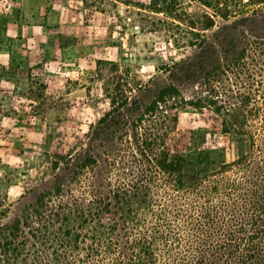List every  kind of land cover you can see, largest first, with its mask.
Masks as SVG:
<instances>
[{"label":"trees","instance_id":"1","mask_svg":"<svg viewBox=\"0 0 264 264\" xmlns=\"http://www.w3.org/2000/svg\"><path fill=\"white\" fill-rule=\"evenodd\" d=\"M192 1L212 13L152 3L193 38L174 39L192 54L171 69L200 81V98L174 82L133 84L128 68L99 61L105 109L88 147L66 154L52 189L0 223V264H264V0ZM218 18L234 21L208 37ZM228 73L237 87L219 86ZM186 107L211 109L228 144L209 148L208 133L194 131L174 150ZM6 203L0 194V220Z\"/></svg>","mask_w":264,"mask_h":264},{"label":"rangeland","instance_id":"2","mask_svg":"<svg viewBox=\"0 0 264 264\" xmlns=\"http://www.w3.org/2000/svg\"><path fill=\"white\" fill-rule=\"evenodd\" d=\"M178 1L187 15L212 13L198 2ZM157 8L160 13L152 0H0V194L8 205L0 223L12 222L52 189L66 154L88 147L90 128L105 109L99 61L116 64L104 70L128 68L133 84L174 82L187 100L200 98L201 82L181 80L171 69L192 54L174 39L193 38L166 4ZM233 21L218 18L206 34ZM222 82L221 88L238 85L231 73ZM194 131L208 133L209 148L229 142L211 109L186 107L179 110L173 149L190 145Z\"/></svg>","mask_w":264,"mask_h":264}]
</instances>
